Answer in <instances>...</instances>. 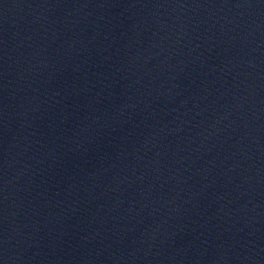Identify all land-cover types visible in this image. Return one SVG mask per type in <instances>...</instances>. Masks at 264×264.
I'll list each match as a JSON object with an SVG mask.
<instances>
[{
	"label": "water",
	"instance_id": "obj_1",
	"mask_svg": "<svg viewBox=\"0 0 264 264\" xmlns=\"http://www.w3.org/2000/svg\"><path fill=\"white\" fill-rule=\"evenodd\" d=\"M0 264H100L45 0H0Z\"/></svg>",
	"mask_w": 264,
	"mask_h": 264
}]
</instances>
